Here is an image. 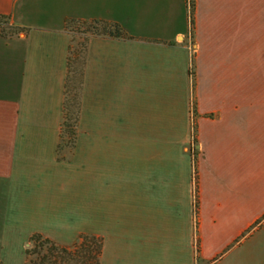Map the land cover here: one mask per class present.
<instances>
[{
	"label": "crops",
	"instance_id": "crops-1",
	"mask_svg": "<svg viewBox=\"0 0 264 264\" xmlns=\"http://www.w3.org/2000/svg\"><path fill=\"white\" fill-rule=\"evenodd\" d=\"M0 21L10 27L0 28V197L27 166L56 158L72 48L67 23L114 24L119 37L85 43L75 129L88 113L92 129H116L115 104L121 109L135 86L155 98L157 113L182 85L190 108L195 58L196 142L189 137L178 159L185 186L180 191L175 174L169 183L162 173L145 177L153 183L141 190L142 213L162 217L166 208L167 225H140L143 264L248 261L240 250L264 226L243 238L264 215V0H191L190 9L188 0H0ZM127 128L119 114V129ZM77 145L78 136L74 153ZM180 208L183 225L174 215Z\"/></svg>",
	"mask_w": 264,
	"mask_h": 264
},
{
	"label": "rangeland",
	"instance_id": "rangeland-1",
	"mask_svg": "<svg viewBox=\"0 0 264 264\" xmlns=\"http://www.w3.org/2000/svg\"><path fill=\"white\" fill-rule=\"evenodd\" d=\"M0 28L10 29L7 21H0ZM87 28L83 22L70 21L66 25L72 40L70 58L73 63L67 86L72 115L76 112L75 101L80 97L85 43L91 36L86 33ZM194 63L192 53L190 108L180 85L173 101L161 103L162 123L155 117L160 114L156 113L155 98H151L149 92L138 91L136 86L131 87L130 99L121 103V109L115 104L116 129H92L96 122L92 123L91 113L84 114L80 129H75L74 116L67 122L68 129L74 132V143L78 136L75 153L74 144L69 141L68 134H64L55 160L45 156L43 165L27 166V171H22L12 181L9 194L0 197V256L4 260L0 264H25L27 249L33 250L29 259L37 264L38 257L46 253L48 246L35 248L31 241L35 235L67 249H71L79 237L94 235L103 240L101 264H143L139 256L140 225H156L155 220L158 225H167L166 208H163L162 217L161 214L142 213L140 194L147 183L145 177L162 173L169 183L175 174L178 179L173 182L178 183L180 191L185 186L183 164L178 159L185 156L183 145L189 137L192 143L196 142ZM122 113L129 119L127 129H119V114ZM95 119L100 127V120L105 117L98 113ZM161 142L162 150L156 148ZM152 183L148 181L147 184ZM179 210L174 215L180 225L186 224V210ZM194 220L197 226L195 215ZM262 222L264 220L245 232L243 238L250 239ZM240 253L248 259L245 264L264 260V226L242 246Z\"/></svg>",
	"mask_w": 264,
	"mask_h": 264
},
{
	"label": "trees",
	"instance_id": "trees-1",
	"mask_svg": "<svg viewBox=\"0 0 264 264\" xmlns=\"http://www.w3.org/2000/svg\"><path fill=\"white\" fill-rule=\"evenodd\" d=\"M83 23L87 24L88 28L86 29V33L90 35L119 37L121 34L119 27L114 24H109L101 21H90ZM72 63H73L72 59L69 57L68 78H69V73L71 71ZM65 94L66 95L64 102V117L61 125L62 128L60 129V143L58 146L59 149L62 147L64 134H68L69 141L72 143V145L74 144V132L68 129L69 125L67 124V122L70 121L73 118V116L75 118L74 121L76 122L78 107H79V98H78L75 101L76 104L75 115H72L71 106L69 105L67 88ZM194 206H195L194 215L196 217L197 216V185L196 184L194 190ZM263 220H264V215L253 226L259 224V222ZM253 226L250 227V229H252ZM31 241L34 243L35 248L36 247L43 248L44 245L48 246L46 253L44 255H41V257H38L37 264H100L102 252H103V240L94 235H83L79 237L77 243H75L71 249L60 247L52 243L48 239H44L40 235H35L31 239ZM32 252L33 250L30 249L26 250L25 264H32L31 259H29ZM197 262L198 264L201 263L199 260Z\"/></svg>",
	"mask_w": 264,
	"mask_h": 264
},
{
	"label": "built area",
	"instance_id": "built-area-1",
	"mask_svg": "<svg viewBox=\"0 0 264 264\" xmlns=\"http://www.w3.org/2000/svg\"><path fill=\"white\" fill-rule=\"evenodd\" d=\"M189 9L191 8V0H188Z\"/></svg>",
	"mask_w": 264,
	"mask_h": 264
}]
</instances>
